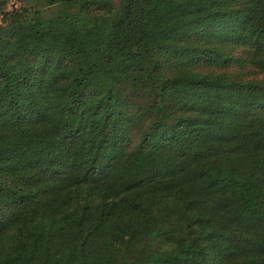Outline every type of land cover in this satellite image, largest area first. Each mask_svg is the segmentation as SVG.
<instances>
[{"label":"trees","instance_id":"16d2710c","mask_svg":"<svg viewBox=\"0 0 264 264\" xmlns=\"http://www.w3.org/2000/svg\"><path fill=\"white\" fill-rule=\"evenodd\" d=\"M16 1L0 264H264V0Z\"/></svg>","mask_w":264,"mask_h":264},{"label":"rangeland","instance_id":"374dc122","mask_svg":"<svg viewBox=\"0 0 264 264\" xmlns=\"http://www.w3.org/2000/svg\"><path fill=\"white\" fill-rule=\"evenodd\" d=\"M16 2H17V4H20L22 2V0H17ZM7 7L10 8V2L8 3Z\"/></svg>","mask_w":264,"mask_h":264}]
</instances>
